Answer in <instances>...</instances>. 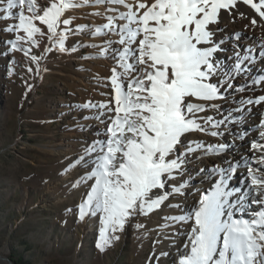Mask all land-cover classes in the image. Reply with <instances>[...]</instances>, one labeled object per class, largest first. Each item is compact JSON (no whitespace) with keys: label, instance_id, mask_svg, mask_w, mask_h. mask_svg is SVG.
Returning a JSON list of instances; mask_svg holds the SVG:
<instances>
[{"label":"snow or ice","instance_id":"obj_1","mask_svg":"<svg viewBox=\"0 0 264 264\" xmlns=\"http://www.w3.org/2000/svg\"><path fill=\"white\" fill-rule=\"evenodd\" d=\"M241 3L258 14L259 22L253 17L244 28L259 27V37L237 30V17L247 19ZM85 7L104 22L73 27L75 17L66 18L67 13ZM0 19L13 21L3 29L14 34L4 55L22 51L37 76L46 71L41 63L53 51L72 56L91 48L92 54L80 58L111 63L109 75L98 81L110 86V93H102L108 99L70 106L94 110L84 119L106 123L99 138L69 164V169H90L77 183L94 182L68 211L81 221L99 217L101 252L119 240L132 219L167 204L182 214L164 216L160 229L191 225L186 233L171 234L187 236L175 264H264V112L252 126L260 129L258 137L249 142L245 127L252 115L248 106L264 103V95L238 100L235 95L264 84V66L253 71L264 61V0H0ZM82 34L93 41L77 39L68 46ZM34 49L42 51L34 54ZM238 78L244 81L240 85ZM192 133L232 135L241 145L188 139ZM205 157L223 159L198 171L192 167ZM194 174L202 187L194 189L199 200L189 205L186 193ZM173 196H185V203L168 204Z\"/></svg>","mask_w":264,"mask_h":264},{"label":"rangeland","instance_id":"obj_2","mask_svg":"<svg viewBox=\"0 0 264 264\" xmlns=\"http://www.w3.org/2000/svg\"><path fill=\"white\" fill-rule=\"evenodd\" d=\"M93 10H70L66 18L75 17L73 27L103 23L102 17L88 15ZM10 23L13 21L0 19V264H15L19 258L30 264H175L187 236L171 234L186 233L191 225L159 226L165 222L164 216L180 215L181 209L166 204L147 217L137 216L103 252L96 247L99 217L81 221L74 211H68L81 202L94 182L78 184L79 177L90 169H69V164L106 128L97 119H84L96 114L94 110L70 106L108 99L102 93H110V86L98 81L109 75L111 63L103 58L81 59L94 52L91 48L72 56L53 51L41 63L46 71L37 76L35 65L22 51L4 55L9 47L5 42L14 38L3 30ZM77 39L93 41L82 34L72 37L68 46ZM40 51L33 50L34 54ZM10 61H14L11 75ZM28 67L33 68L32 73ZM188 139L216 144L214 137L202 133L189 134ZM200 165L194 161L192 167L197 170ZM196 178L194 174L186 193L189 205L197 199L193 195ZM167 203L183 205L185 196H173ZM137 223L145 227L137 229ZM161 252L169 255L160 256Z\"/></svg>","mask_w":264,"mask_h":264},{"label":"bare ground","instance_id":"obj_3","mask_svg":"<svg viewBox=\"0 0 264 264\" xmlns=\"http://www.w3.org/2000/svg\"><path fill=\"white\" fill-rule=\"evenodd\" d=\"M253 2L255 3H259L260 0H253ZM238 7L246 14L247 16V19H245L243 22H240L239 21V17H237V30H243V31H246L249 35H255L256 37H259L261 35V29L259 27H257L256 29H252L251 27L245 29L244 28V25L245 24H250V21L253 17H255L258 22H259V16L257 13H255L254 10H252L250 8V6L248 5H243L242 3L238 5ZM229 28L231 29V25H229ZM246 43H253L251 40H248V41H245ZM229 55L231 53H228ZM264 66V61H261V62H258L256 65H255V68L253 69L254 73H255V70ZM243 79L242 78H238L236 81H235V84L236 85H240L241 83H243ZM231 95V93H230ZM236 98L237 100L240 98V97H258L259 95H264V84H261L259 86H251V88L243 93H236ZM224 104V103H223ZM233 107H237L238 105L236 104H233L232 105ZM248 107H251L252 108V115L250 117H246V120H245V127L250 129V131H248L247 133V140L250 142L252 140L253 137H258V133H259V128L258 127H252L254 124L255 125H258L259 123V119H260V113L261 112H264V103H262L261 105L259 106H256V105H251V106H248ZM224 108L227 109L228 108V104H224ZM237 131H240L239 128L236 129ZM214 141L216 143H221V142H225V141H233L235 142L237 145H241V141L236 139L235 136H232V135H229L227 137H224V138H214ZM247 149L245 148V151ZM200 153L197 155L199 156ZM225 156L227 155H230V153H226L224 154ZM223 157H205L203 161H199L201 162V167H204L205 164H208L209 166L210 165V160H214L216 163H221ZM200 166L197 167V170H199V168H201ZM197 178V181H198V184L196 186V188H201L202 185L200 183V177L199 176H196ZM203 187L207 188L208 185L205 184L203 185ZM196 201L199 200V194L196 195ZM190 203V202H189ZM183 250V249H182Z\"/></svg>","mask_w":264,"mask_h":264},{"label":"trees","instance_id":"obj_4","mask_svg":"<svg viewBox=\"0 0 264 264\" xmlns=\"http://www.w3.org/2000/svg\"><path fill=\"white\" fill-rule=\"evenodd\" d=\"M15 264H30L28 260H23L22 258H19L18 260H14Z\"/></svg>","mask_w":264,"mask_h":264}]
</instances>
